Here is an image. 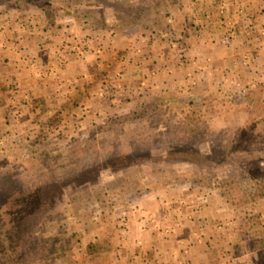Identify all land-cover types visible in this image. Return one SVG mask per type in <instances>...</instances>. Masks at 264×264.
Wrapping results in <instances>:
<instances>
[{
	"label": "rangeland",
	"instance_id": "374dc122",
	"mask_svg": "<svg viewBox=\"0 0 264 264\" xmlns=\"http://www.w3.org/2000/svg\"><path fill=\"white\" fill-rule=\"evenodd\" d=\"M86 1H92L94 8L102 7L104 12H106L104 15L107 16L105 19L107 22L113 21L110 19L118 15L125 22V25L128 24L122 31L124 33H118L113 36V38H120L125 42L118 50V53H115L117 55L115 60L122 63V59L127 62L130 58L133 65L140 67L139 69L141 70L144 68L142 58L147 60L151 54L150 49H148L150 43L154 44V49L157 48V43L165 44L166 47H163V49L170 51L172 55L179 53L181 57H184L185 55L183 56L182 53L186 51L185 44L186 41L189 42L191 40L190 36L198 35L197 32L201 28V34L210 28V26H207V21L202 17L192 18L189 23L186 19H173L166 13V4L164 5L165 7L160 6V10L156 11L157 9L154 7H157L158 4H155V1L152 2V0H133L131 7L126 2H120L119 0ZM86 1L0 0V13L2 9H14V7L6 6L5 3L10 5L9 3L11 2H20L22 6L15 9L19 16L24 17L22 19L24 24H29L33 20L40 29L47 30L50 28L47 25V17H49L47 15L53 14L55 16V26L53 25L52 27L60 29L63 28L64 23L72 21L69 19V14L64 13L63 8L66 6L69 8L74 3L77 6L86 7ZM217 1L219 4L214 9L216 21L213 20L214 35L210 36V38L213 41L224 43L223 37L228 28L234 29L238 35V22L240 21L235 20L231 16L234 10L236 14H239L241 8L236 7L233 10L228 0ZM45 2L48 3L46 8L49 14H47L48 11H46V14L38 11L40 7L37 4ZM234 4L238 6L239 3L234 2ZM56 6L60 8L57 10ZM206 6L207 13L212 17L211 4ZM142 7L154 8L155 10H152L154 18L149 19L146 11L143 13ZM167 9L170 10L168 4ZM223 9H225L223 14L226 17L221 15ZM148 12L151 13L150 10ZM165 15L167 16L165 17ZM28 16L33 17L28 18ZM223 18L229 20L230 24L219 23L220 19ZM65 20L66 22H64ZM185 20L187 22L180 24V22ZM89 25L85 26L88 33L86 37L88 38L95 31H107L104 27L96 30L92 26L90 28ZM250 26V32L253 33L255 27L251 24ZM69 37L71 46L74 44H79L81 47L84 46L83 39L85 37ZM103 38L107 39L108 36L103 34ZM133 41L138 42V48L140 49V52L134 57L130 56L131 52L126 53L125 51L126 49H134ZM172 55L169 57H172ZM188 57L190 56L187 55ZM115 60H105L107 66L104 69L112 66V72L107 73L109 77L106 78L103 73L100 80L102 85L105 82L109 83L111 75L116 70L115 68L122 67L121 70L124 75L118 81L122 84L119 89L125 86L126 92L136 91L138 95L133 101L126 98V101H131L130 103L121 100L120 105H114L116 103L112 102L110 96H100L99 91L98 108L100 109V114L92 118L85 116V123L79 125V128L68 125L69 121L73 122V124H80V120L84 119L77 117L73 110L78 104L75 101H69L68 108L72 111L69 112V114H72L71 116L69 114L65 116L60 114V118L56 119L53 117L55 114L49 115L47 118L46 116L48 115L38 114L36 117L33 116L34 121H31L33 126L27 124L20 130L7 132L8 136L6 138L3 134L4 131L0 132V201L3 196L2 203L5 204L3 206L5 210H11L14 207V209L25 215V219L21 221L22 230H24V239L22 238L21 241L22 247H20L18 252L11 253L8 251L11 249V245L5 242V237L2 235L3 241L1 240V244L5 246V249L0 251V264H94L95 258L99 257L97 252L101 248V251L110 250L114 245L111 239L115 238L119 231L124 230L116 222H118L122 211H127L128 208H131L130 203L127 206H121L118 209L113 208L111 211L104 212L98 202L108 200L111 195L114 196L116 192L121 190L124 181L127 182V186L132 181L140 182L143 180L144 182L157 183L162 181L163 183L158 187L156 186L158 189L156 188L153 192L157 201H160L159 198H161L164 202L169 200L171 204H179L186 207L191 205L196 207L193 209L197 210H200L201 206L206 208L209 205L210 210L208 212L210 213H208L209 215L204 213L203 217H213L221 222L227 218L226 203L230 202V199L238 198L248 189L254 191L255 188L254 192L257 193V197L254 200L246 199L241 203L235 200L238 204L236 203L237 211L233 217L236 220L241 219L240 221L248 219L244 222L247 226H251L256 221L260 222L261 219L262 221L264 220V214L261 217L260 213L257 214L251 211L250 204H247L250 201L256 202L258 198L261 202L262 199L264 200V92L262 93L263 98L258 105L256 106L257 102L252 105V102H250L249 107L261 112V115H259L260 123L257 120L258 124L256 125L248 126L251 123L246 124L247 126L242 130L220 131L212 129L203 139L198 137L191 140L189 136L184 134L186 132L184 131L185 128L183 129V126H179L176 119L173 118L166 120L167 129L163 133L154 129L156 128L155 121L152 124L126 123L121 130L117 129V131H114V129H111L104 136L105 141L102 143L100 140L94 143L89 142V146L87 144L88 147L83 143V138L87 136L96 122H99L102 118L112 116V114L127 113L137 108L146 99L150 98L152 94H160L169 88H176L182 93H188L193 96L202 94L206 97L225 90L229 91L231 88L235 91L241 90L244 92L248 89L252 90L256 83L264 81V73L259 76L257 71L261 68L239 67L236 62L235 68L231 70L227 68L228 71H223L221 65H216L207 70L205 75V79L209 78L211 82L203 79L202 81L205 80V82L197 85L195 80L192 82L187 76L190 73L198 72L201 68L187 66L188 62L185 61L182 65H179L178 62L177 65L179 67L177 66V70L171 72L172 68L161 62L159 69L154 66L156 69L153 68L152 71L154 73L160 72L164 74L163 69H165L174 76L169 75L170 79H175L176 74L174 72H179V78H183L184 83L182 85L178 82L174 84L177 80L176 78L171 84L173 86L168 83L167 87L157 86L154 90L146 92V90L141 88L142 79L138 78L136 81L137 77L133 74L131 76L125 75L127 63L119 64ZM155 62L153 61L152 64L156 65ZM240 69L243 70V79L246 80L245 85H242L245 89L239 87L238 77L233 78ZM109 70L106 69L105 71ZM262 72H264V67H262ZM255 74L257 75L255 76ZM243 79L241 77V80ZM161 85L163 84L160 83ZM116 97L123 96L119 93ZM242 99L239 96L235 99L236 103L234 104H236L237 110L238 108H241L240 110L245 109ZM95 111L99 110L96 109ZM245 118V115H236L235 119L232 120V124L244 123ZM51 119L54 122L51 123ZM217 122L214 124L220 125V122L222 123L220 119H217ZM52 127L55 128L52 129ZM178 134L181 136L177 140ZM232 137L241 138V140H237L235 147L227 145L229 141L232 142ZM157 138H160V140L157 141ZM176 140L185 142V144L189 141H194L195 148H198L199 153L206 155L207 158H201V156L196 155V159L192 162L190 159L180 160L173 157L179 155L174 152H168L166 143L172 144ZM131 143H141L142 145H131ZM243 146L246 149H243L245 148ZM141 148L146 149L145 152L150 153L154 159L157 156H161V158L156 160L155 163H142L138 169L136 168L137 173H133L135 170L129 167L128 158L123 154V151L131 150L132 153L144 152ZM231 151L236 160L249 152L252 157L258 155L260 158L257 159L258 161L239 167V164L229 162L223 157V155L225 156ZM182 173L190 174L195 178L187 182L175 181L174 176ZM98 174L99 178L97 177ZM13 186L17 189V193H14ZM259 193H262V195ZM4 197L8 199L4 200ZM179 199L180 201H178ZM229 215L231 214L229 213ZM13 218L14 216L10 220ZM101 220L105 222L102 230L99 225ZM252 226L254 227V225ZM99 234L100 239H97ZM107 239L108 242L106 241ZM259 260H261V263L264 262V249L261 250Z\"/></svg>",
	"mask_w": 264,
	"mask_h": 264
},
{
	"label": "crops",
	"instance_id": "0c3cea01",
	"mask_svg": "<svg viewBox=\"0 0 264 264\" xmlns=\"http://www.w3.org/2000/svg\"><path fill=\"white\" fill-rule=\"evenodd\" d=\"M228 2L233 10L238 7L241 8V12L236 14L234 10L232 16L230 15L240 21L238 35L231 43L224 45L210 38L214 35L213 20L216 19L214 9L219 4L217 0H166V13L173 19L182 18L189 23L192 18L202 17L210 28L203 34L201 28V32H197L198 35L190 36L191 40L185 44L186 51L182 53L184 57L179 53L172 55L170 51L163 49L166 47L165 44L157 43V48L154 49V44L150 43L148 49L151 54L147 60L142 58L143 70L134 66L129 58L125 62L127 63L125 75L133 74L137 77L136 81L138 78L142 79L141 88L146 92L154 90L157 86L167 87V84H173L176 78L174 84L184 83V79L179 78V72H174L175 79H170L171 74L165 69L164 74L154 73L152 71L155 69L154 66L159 69L161 62L167 67L170 66L171 72L177 70L178 62L182 65L185 61L188 62L187 66L201 68L187 76L190 81L195 80L197 85L204 83L205 80L211 82L209 78L205 79L207 70L221 65L223 71H228L227 68L230 70L235 68L236 62L239 67L261 68L257 70L260 76L264 73L262 72L264 35L259 34L260 30H264V0ZM234 2L239 3L238 6H235ZM167 4L170 10L167 9ZM208 4L212 6L210 10L211 14L213 13L212 17L206 11ZM223 12L225 9L221 15L226 17ZM30 17L33 16H28ZM23 18L15 8L2 9L0 13V132L4 131L6 138L7 132L20 130L27 124L33 126L31 124V121H34L33 116L36 117L38 114L48 115L47 118L60 112L65 116L72 112L68 108L69 101L78 104L73 110L77 117L84 119L80 120V124L69 121L68 125L79 128V125L85 123V116L92 118L100 114L98 108V92L102 86L100 79L103 73L106 78L109 77L107 73L112 72V66L106 67L110 70L105 71L104 68L107 66L105 60H115L118 50L125 43L124 40L113 38L108 29L103 32L95 31L88 38L85 28L87 24L71 17L69 19L73 23L65 24L66 19L63 28L51 27L47 30L40 29L33 20L29 24H24ZM186 20L180 24L187 22ZM250 24L255 27L253 33L250 32ZM103 34L108 38L104 39ZM68 36L85 37L83 40L87 45L84 48L80 45L83 51L73 49L63 53L64 41ZM125 40L127 41L126 38ZM132 45L135 46L134 49L125 51L131 52L130 56L134 57L140 49L137 41H133ZM171 55L172 57H169ZM187 55L190 57L187 58ZM153 61H156V65L152 64ZM149 62L151 63L148 64ZM242 72L240 69L233 78L238 77L239 87L245 89L243 86L246 80L243 79ZM203 79L205 80L202 81ZM160 83L163 85L160 86ZM125 90V86L122 89H111L112 95L115 96L112 100L116 103L114 105H120L121 100L130 103L137 98L136 91ZM117 93L123 97H116ZM126 98L131 101H126ZM96 109L99 111H95ZM162 203L164 201L161 198L157 201L154 193L133 200L131 208L127 209V230L119 231L117 236L111 239L114 245L110 250L101 251V248L97 252L99 257L95 258L94 264H260L261 250L264 249L261 244L264 237L261 233L264 231V220L254 222L252 224L254 227L245 225L244 222L248 219L245 221L234 219L237 205L231 202L226 203L228 214L222 222L213 217H203L204 213H210L209 205L206 208L201 206V209L197 210L191 205L186 207L171 204L169 200ZM247 204H250L251 211L263 216V199L262 202L258 198L256 202L250 201ZM139 208L145 213L143 218L140 217ZM99 222L102 230L105 222L102 220ZM97 239H100V234ZM106 241L108 242V239Z\"/></svg>",
	"mask_w": 264,
	"mask_h": 264
},
{
	"label": "trees",
	"instance_id": "16d2710c",
	"mask_svg": "<svg viewBox=\"0 0 264 264\" xmlns=\"http://www.w3.org/2000/svg\"><path fill=\"white\" fill-rule=\"evenodd\" d=\"M119 1L120 2L124 1L129 6L133 3V0H119ZM154 1L155 4H158L157 7H154L155 9H157L156 11L160 10V6L165 7L164 6L166 4L165 0H152V2ZM5 4L6 6H10L14 8L17 7L20 8L22 6L21 5L22 3L20 2H16V3L11 2L9 3L10 5H8V3ZM47 4L48 3L46 2L39 3L37 5L40 8H38L37 6L34 7H37L38 11L42 12L43 14H46V11H48L46 8ZM56 8L58 10L60 7L58 8V6H56ZM154 8L142 7L141 9L143 10V13L144 11H146L147 15L149 16L147 17L149 19H153L154 15L152 13V10ZM148 10H150L151 13L148 12ZM63 11L64 13L69 14L68 16H70L71 18H74L78 21H84L86 24H90L89 25L90 28L92 26L96 30L97 29L100 30L103 27L108 29L112 37L118 33H124L122 31L128 25V24L125 25V22L118 15H115L113 16V19H110L113 21L107 22L105 20L107 16L104 15L106 14V12H104L102 7L94 8V5H92V1L91 2L86 1V7H83L81 5L77 6L75 3L71 4L69 8L67 6L64 7ZM47 14H49V11L47 12ZM47 16H49L47 17L48 18L47 25L51 28L55 24L54 22L55 16L53 14L52 15L49 14ZM263 92H264V81L256 83V86H254L252 90L248 89L247 91L242 92L241 90L235 91L232 90L231 88V90L229 91L225 90L222 92H218L214 95H210L209 97L203 96L202 94L193 96L188 93H182L176 88H169L168 90L160 94H154V95L152 94L150 98L146 99L137 108L128 111L127 113L112 114V116L102 118L99 122L95 123L93 128H91L90 131L88 132L87 136L83 138V143L86 146L87 144L89 146L90 144L89 142L94 143L98 140H100L102 143L105 141L104 136L107 133H109L111 129H114V131H117V129L121 130L126 123L152 124L154 123L153 121H155L156 125L155 124L154 125L156 128L154 129L160 131V133H163L167 129L166 120H171L173 118L176 119V122L179 126H183V129L185 128L184 131L186 132L184 134L189 136L191 140L198 137H200V139H203V137H205L212 129H218L220 131L236 130V129L242 130L249 123L251 124H249L248 126L258 124L257 120H259L260 123L261 119L259 118V115H261L260 114L261 112H259L257 109L253 110L252 108L249 107H250V102H252L251 105L254 104L255 102H257L256 106L258 105L260 100H262L263 98L262 96ZM237 96H239V98H243L242 102L245 104L244 106L245 109L240 110L241 108H238L237 110L236 104H234L236 103L235 99L237 98ZM55 115L53 117H55L56 119L60 118V112H58ZM236 115L238 116L245 115L246 118L244 119V123L240 122L237 125L232 124V120L235 119ZM217 119H220V121H222V123L220 122V125L214 124L215 122L218 123ZM50 122L52 123L54 122V120L51 119ZM180 136L181 135L176 137L177 140L179 139ZM239 139L241 140V138L236 139L232 137V142L229 141L227 145L235 147L237 144V140ZM158 140H160V138H157V141ZM177 140L174 141V143L172 144L166 143L168 145L166 147L168 148L167 149L168 152H174L175 154L179 155L173 157H176L180 160L190 159L192 162L194 161V159H196V155L201 156V158H207L206 155L199 153L198 148H195L193 144L194 141L192 142L189 141L190 143L188 142L187 144H185V142H180ZM131 145L141 146L142 144L131 143ZM149 145L151 144L149 143ZM263 147H264V143H263ZM243 149H246V147ZM142 150L144 152L140 151V152L132 153L131 150L130 151L126 150V152L123 151V154L128 158L130 165L129 167H131L132 170H135L133 173H137L136 171L141 166L142 163H146V162L155 163L156 160H159L161 158V156H157L154 159L153 156L150 155V153L145 152L146 149H142ZM137 153L139 154L135 155ZM232 153L233 152L231 151V153L225 156L223 155V157H225L229 162H235L239 164L238 165L239 167H243L249 163H252L253 161H258L257 159L260 158L258 157V155L252 157V155H250L249 152L243 155L242 158L236 160L234 158L235 156L232 155ZM157 171H155V173H157ZM99 174L97 175L98 178H99ZM194 178L195 177H192L190 174L187 173L176 174L174 176V180L179 182H187ZM126 183L127 182L124 181L121 190L116 192L114 196L111 195L108 198V200L98 202V204H100L102 211L107 212V211H111L113 208L118 209L121 206L123 207L127 206L133 200H137L139 198H142V196L144 195L153 193L154 190L163 182L162 181H158V183L151 181L144 182L143 180L140 182L132 181L130 182V184H128V186L126 185ZM12 188L14 189V193H17V189L14 186ZM256 194L257 193H255L253 190L248 189V191L242 193L240 196H238V198L234 200L230 199V202L231 204L236 206L238 203L244 202L246 199L254 200V198L257 197ZM259 194L262 195V193ZM2 198L0 201V251L5 249V246L1 244L3 241L1 237L3 235L5 237V242L11 245V249H9L8 251H10L11 253L18 252L20 250V247H22L21 241L22 238L24 237V230H22L21 221L25 219V215L24 213L22 212L20 213L18 210L14 209V207L11 210H5V208H3L5 204L2 203ZM6 199L8 198L4 197V200ZM235 200L238 203L235 202ZM13 216L14 218L10 220ZM261 233L263 235L264 231H262ZM262 242L261 244L264 247V237ZM259 263L263 264L264 262L261 263V260H259Z\"/></svg>",
	"mask_w": 264,
	"mask_h": 264
},
{
	"label": "built area",
	"instance_id": "2783aa9c",
	"mask_svg": "<svg viewBox=\"0 0 264 264\" xmlns=\"http://www.w3.org/2000/svg\"><path fill=\"white\" fill-rule=\"evenodd\" d=\"M219 23L230 24V21L223 18V19H220ZM259 34L260 35H264V30H260ZM236 36H237V34H236L235 30L230 27V28H228L226 34L223 37V42L225 44H229V43H231V41L233 39L236 38ZM69 39H70V37L64 42V46H63V50L64 51H63V53H65V52L67 53L68 51L73 50V49H75L76 51H80L81 52V51H83L84 46H86V44H87L86 41H84L83 48H80L79 44L78 45L74 44L73 46H71V43L69 42L70 41ZM122 60H123L122 63H124L125 62L124 59H122ZM122 63L119 62V64H122ZM121 68L122 67L117 68L115 70L114 74L109 79L110 80L109 83H107V82L103 83V85H102L103 87H101V90L99 92L100 96H102V95L103 96H110V98L112 100L115 98V96L112 95V93H111V89L112 88L119 89L122 86L121 82H118L121 79L122 75H124V72L121 70ZM139 211H140V215H141L140 217L143 218V216L145 214V213H143L144 212L143 209L139 208ZM127 212H128V210L127 211H122L121 212L122 214H120L119 220H118L119 227H122L124 230L127 229V220H128V216H127L128 213Z\"/></svg>",
	"mask_w": 264,
	"mask_h": 264
}]
</instances>
